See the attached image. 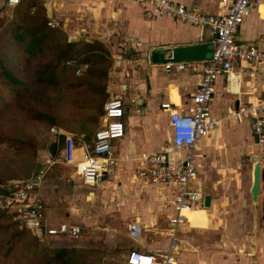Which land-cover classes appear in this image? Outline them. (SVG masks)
<instances>
[{
    "label": "crops",
    "instance_id": "crops-1",
    "mask_svg": "<svg viewBox=\"0 0 264 264\" xmlns=\"http://www.w3.org/2000/svg\"><path fill=\"white\" fill-rule=\"evenodd\" d=\"M2 1L0 0V3ZM31 1L35 0H26L25 4L29 7ZM38 1L44 6L48 20L58 24L57 28L63 30L69 37H80V33H83L82 38L86 41H98L107 48L113 59L107 92L114 93L118 86L124 87L121 98L127 104L124 118L125 135L112 143L117 161L114 177L103 179L95 188H89L82 183L77 164L64 163V136L59 137L62 146L56 140L57 163L52 166L43 165L45 151L52 137L47 147L40 152L38 171L45 170L43 180L53 172L56 180L59 178L62 180V187L59 189L56 188L59 184L56 182L54 187L46 182L45 189H40L44 205L49 210L48 214L50 213L47 214V218L44 215L45 223L53 227L67 224L54 222L57 214L53 212L58 209H64L67 218L76 219L71 224L78 223L75 216L80 214H73V207L64 204L70 199L67 196L70 194L63 188L67 183L69 188H74L75 184L79 183V188L94 190L88 196V201H98L104 196L109 200H102L104 202L101 204L102 208L120 212L119 218L127 227L126 236L134 242L129 251L166 250L170 240L164 224L167 218L173 215L174 189L172 186L140 182L134 179L133 174L140 165L138 158L141 154L153 153L171 144L170 114L161 110V105L188 104L198 89L204 64H192L182 71L173 67L167 71L164 64L150 63L148 54L154 49L193 44H205L212 49L213 32L208 28L177 21L170 16L153 15L149 11V6L133 0H49L50 6L45 5L44 0ZM173 1L188 7L197 5L205 13L218 15L225 12L219 0ZM31 10L34 11L35 7L32 6ZM236 40L264 48V0H261L259 9L239 27ZM119 82L122 84L118 85ZM261 95H264V64L258 66L255 72H251L248 68H241L234 63L230 75L223 74L218 78L212 114L219 123L212 135L204 140L195 152L194 162L198 174L196 181L191 184L193 189H200L205 196H211V207H201L199 210L186 213L187 220L194 221L197 215L208 212L212 226L209 229L198 230L212 231L220 230L223 224H230V219L227 220L225 216L219 217L223 209L229 214V218L234 212H244L252 220V229H248L250 234L246 235L247 228L237 222L239 227L237 235L231 236L228 240L223 237V245L217 244L222 249H211L208 245L196 254L194 251H182L185 242L182 238L184 230L193 229L190 225L188 228L186 224L182 225L179 234L181 253L178 264H264V165L261 168V188L256 206L250 192L253 169L252 173L244 175L247 178L244 186L241 180L246 163L243 162V156L258 153L255 137L248 120L239 123L230 115L238 106ZM128 98L131 103H135L132 109L128 107L129 101L126 100ZM93 135L73 137L77 142V162L81 161L85 146L92 143ZM183 154L184 151L181 155ZM61 157L63 162L59 161ZM69 167H73L74 170L68 171ZM38 171L33 176L37 175ZM49 179L47 181H50ZM134 224L141 229L137 240L130 236L128 229ZM231 227L234 228L232 220ZM228 244L237 248L232 250Z\"/></svg>",
    "mask_w": 264,
    "mask_h": 264
},
{
    "label": "built area",
    "instance_id": "built-area-1",
    "mask_svg": "<svg viewBox=\"0 0 264 264\" xmlns=\"http://www.w3.org/2000/svg\"><path fill=\"white\" fill-rule=\"evenodd\" d=\"M22 0H6L8 7L14 8ZM50 6L49 0H44ZM150 7L153 15L170 16L177 21L200 28H208L213 32L211 54L201 73V80L196 93L185 105L163 103L161 110L168 112L172 130L171 144L153 153L139 156V167L134 170L133 177L147 184L172 186L173 215L166 221L169 246L166 250L140 251L132 249L127 256L126 264H178L181 253L180 228L188 223L185 211L204 207L205 195L200 189H193L191 184L197 179L194 162L195 152L201 143L212 135L218 126V120L212 114L217 80L223 74L230 75L233 64L248 68L255 72L264 64V48L245 44L236 40V34L244 21L261 5V0H219L225 8L223 14H210L200 10L197 5L188 7L173 0H133ZM49 27L57 28L58 24L49 21ZM75 67L77 76L87 74L89 65L85 62H68ZM192 64H164L170 71L173 67L186 70ZM127 104L121 97H111L104 106V114L100 118V126L93 135L92 143L85 146L81 161L77 162V142L72 136L58 127L50 128L52 140L65 137L63 148L64 162L67 165L77 164V171L82 183L95 188L103 179L113 178L116 170V158L112 143L125 135L124 118ZM239 123L248 120L259 154L264 153V95L253 97L251 101L238 106L230 113ZM182 151L185 154L181 155ZM43 165H54L55 159L45 152ZM45 170L25 180H12L3 185L0 191V210H7L13 215L19 229L30 230L33 234L45 237H75L81 233L75 225L60 224L48 226L44 221V201L40 193ZM141 229L138 225H130V236L139 239Z\"/></svg>",
    "mask_w": 264,
    "mask_h": 264
},
{
    "label": "trees",
    "instance_id": "trees-1",
    "mask_svg": "<svg viewBox=\"0 0 264 264\" xmlns=\"http://www.w3.org/2000/svg\"><path fill=\"white\" fill-rule=\"evenodd\" d=\"M25 2L14 7L12 19L0 30V153L6 160L0 164V191L15 178L13 162L27 160V156L33 162L38 150L47 147L52 126L73 129L80 135L95 132L109 97L112 61L106 47L98 41L70 42L63 30L48 26L40 1H31L29 7ZM68 62H85L89 70L77 76ZM39 124L48 128L44 139L30 133ZM42 244L30 230L19 229L11 213L0 210V256L4 261L19 264L23 248L32 255L25 253L26 264H86L77 260L84 252L81 249H49Z\"/></svg>",
    "mask_w": 264,
    "mask_h": 264
},
{
    "label": "rangeland",
    "instance_id": "rangeland-1",
    "mask_svg": "<svg viewBox=\"0 0 264 264\" xmlns=\"http://www.w3.org/2000/svg\"><path fill=\"white\" fill-rule=\"evenodd\" d=\"M13 10L14 9L7 7L6 0H3L2 3H0V30L4 26H6V24L12 19ZM83 36H84L83 33H80V37L79 36L69 37L68 35L70 42L85 40V38H82ZM1 39L2 38L0 37V41ZM108 58L110 61H112V65H113V59H112L111 54H109ZM111 70H112V66L108 68L107 86L109 85V81L111 80L110 78ZM121 84H122L121 82L118 83V85H121ZM124 89H125L124 87L121 88L118 86L116 92L109 93V97L107 98L105 104L112 96L121 97L123 95L122 93ZM107 90H108V87H107ZM126 100L129 101L128 107L130 109L134 108L135 103H131L129 98ZM98 125H100V121ZM85 126L86 128L89 127V130H94V128H90L91 126L88 124H86ZM52 127H58L61 130L65 131L69 136H72L74 138H80L83 135V134L80 135V133H76L75 131H73V129L70 130L68 128L66 129L65 127H60L56 125ZM125 130H126V125H125ZM30 133L33 134L34 136L40 137V139H44L46 135H48V128L39 124V125H36L33 129H31ZM93 134H94V131L90 135L92 136ZM50 138H51V135H49L47 139L50 140ZM56 140L59 141L58 138ZM115 142L116 140L114 141V143ZM166 143L167 142H165V144ZM60 146H62V144H60ZM42 150L44 149L38 150L37 155L33 159V162L31 161V158L29 156L25 157L27 160L13 162L11 164L12 166L11 172L14 173L15 178L11 179L10 181L25 180V179L31 178L39 170L38 168L39 157H40L39 154L40 152H42ZM252 151L254 152V148L252 149ZM45 152L47 153V151ZM257 154H259V152ZM257 154L252 153L250 154V156H246V155L243 156V162L245 161L246 163L245 164L243 163L244 168H243V175L241 178V180H243L242 186H244L247 181V178H245L244 175H246L247 173L249 175L250 172L252 173L253 161H251V158L258 156L262 165H264L263 154L261 155H257ZM1 157H3V155L0 153V158ZM1 159H2L0 160L1 165L6 163L5 162L6 160H4V158H1ZM62 160H63V157L59 159V161H62ZM55 162L57 163L56 160ZM56 167H58V165ZM53 169H52V172L55 170ZM72 170H74L73 167L68 168V171H72ZM54 173L55 172H53L51 176L50 174L48 177L46 176V179L43 180L41 189H45L46 182H49V184H51V186L53 187L55 186V182L61 184V185L59 184L57 185L56 187L57 189L62 187V180L60 178L56 180V176H54ZM47 179H49L50 181H47ZM78 185L79 183H76L74 188L73 187L69 188L70 186H68V183L65 184L64 186L65 188L63 189H66L65 192L70 194V195H67L70 197V199H68V202H64V204H66L69 207L70 206L73 207L74 209L73 214H77V213L80 214V216H75L77 218L78 223L74 225L80 228L82 234L80 233V235L75 236V237H69V236L45 237L43 235H39V234L36 235L35 233L34 234L41 239L43 243L42 245H44V247L49 248V249H57L61 247L67 248V249H71V248L81 249L84 252H81L77 256V260L80 263L126 264L128 251L134 246V242L129 239V236L128 237L126 236L127 227L124 224L125 222L119 218L120 212H116V210H110V209L104 210L101 205L102 203H104L102 200H105V201L109 200L104 196H101V198L99 199L100 201L99 200L98 201L93 200V202L88 201V196L90 195V193H93L94 190H90L88 188L82 189V188H79ZM69 189L71 190L69 191ZM220 196L221 195L219 194L218 198H220ZM84 205H86L88 208L83 207ZM93 205L98 207V209L94 207ZM99 205H101V208H99ZM48 212L49 210L44 205L43 214L45 215V217L47 216ZM53 213L57 214L55 217V221H54L55 223L65 222L67 223V225L71 226L73 225L71 223L76 221V219L73 217L67 218L64 215L65 213L64 209L55 210ZM225 214H226L225 209H223L222 212H220L219 217L225 216L227 220L230 219L229 220L230 224L221 225V227L219 228L220 230H212V231L198 230V229H209L212 226L208 212H203L197 215L194 221L188 220V223H186L187 225L186 227L188 228L190 225V227L193 229L184 230V235L182 236V238L185 242H184V247L182 251L183 252L184 251H187V252L194 251V253L198 254L200 250H204V248L208 245L209 247H211V249H216V250L222 249L221 247H218L217 244L223 245V237H225V240H228L231 236L237 235V232H239V227L237 225V222H240L241 226H244L247 228L245 229L246 235L250 234L248 229H252L251 217H248L247 214L245 215L244 212H234L231 218H229V214H226V215ZM231 220L234 225V228L231 227ZM57 226H54V227H57ZM164 227L166 228V223L164 224ZM19 247H21V245H19ZM229 248L234 250L235 246L229 245ZM25 253H26L25 250L23 248H20L19 255H20L21 262L19 264H26L25 262L27 258L25 257ZM26 255L28 257L32 256L31 254H27V253ZM0 264H11V262L4 261L2 257L0 256Z\"/></svg>",
    "mask_w": 264,
    "mask_h": 264
},
{
    "label": "water",
    "instance_id": "water-1",
    "mask_svg": "<svg viewBox=\"0 0 264 264\" xmlns=\"http://www.w3.org/2000/svg\"><path fill=\"white\" fill-rule=\"evenodd\" d=\"M212 49L210 46L205 44H193L185 46L167 47L163 49H154L148 54V60L153 65H163V64H196L204 63L207 61L211 54ZM257 143L258 139L255 137ZM57 152L56 140H52L49 143L47 153L51 158H55ZM253 175H252V186H251V196L253 203L257 206L258 197L261 188V168L262 163L258 156L253 158ZM211 196L206 195L204 197V207H211ZM256 213V209H255ZM256 215V214H255Z\"/></svg>",
    "mask_w": 264,
    "mask_h": 264
},
{
    "label": "bare ground",
    "instance_id": "bare-ground-1",
    "mask_svg": "<svg viewBox=\"0 0 264 264\" xmlns=\"http://www.w3.org/2000/svg\"><path fill=\"white\" fill-rule=\"evenodd\" d=\"M199 209H201V208H197V209H193V210H188V211H185L184 214L186 215L187 212H192V211H196V210H199Z\"/></svg>",
    "mask_w": 264,
    "mask_h": 264
}]
</instances>
